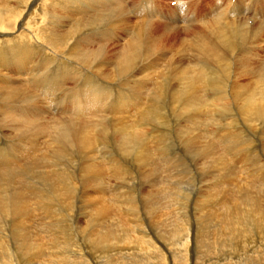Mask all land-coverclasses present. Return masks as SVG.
Wrapping results in <instances>:
<instances>
[{
    "label": "bare ground",
    "instance_id": "obj_1",
    "mask_svg": "<svg viewBox=\"0 0 264 264\" xmlns=\"http://www.w3.org/2000/svg\"><path fill=\"white\" fill-rule=\"evenodd\" d=\"M220 1L0 0V264H264V0Z\"/></svg>",
    "mask_w": 264,
    "mask_h": 264
},
{
    "label": "rangeland",
    "instance_id": "obj_2",
    "mask_svg": "<svg viewBox=\"0 0 264 264\" xmlns=\"http://www.w3.org/2000/svg\"><path fill=\"white\" fill-rule=\"evenodd\" d=\"M139 2L140 1H142V2H144V0H138ZM183 1H186V2H188V3H184L183 4ZM158 0V3H159V5H161L160 6V9L162 10V12L163 13H165V14H167V13H169V11H170V8H172L171 6H173V9L175 8V6L174 5H179L180 6V2H182L181 4L182 5H184L185 6V8H186V12H187V14L189 13V15L191 14V13H193V12H200L201 13V11H203V10H205V8H206V6H207V3L206 2H208L210 5H213V3L215 2V0H191V1H193V3L191 2V1H189V0ZM195 1H197V2H195ZM228 0H221L220 2H224V3H226ZM231 1H233V3L234 4H236V2H238V1H240V0H231ZM255 2H256V0H254ZM178 2V3H177ZM191 2V3H190ZM195 2V3H194ZM205 2V4H203ZM168 4V5H167ZM191 4H193V5H191ZM197 4V5H196ZM187 6H188V8H187ZM193 6V7H192ZM191 7V8H190ZM197 8L196 10L194 9V8ZM185 8H184V11H185ZM165 9V10H164ZM166 9H169V10H166ZM188 9V10H187ZM190 9V10H189ZM195 10V11H194ZM190 11V12H189ZM131 18V17H130ZM133 18V17H132ZM131 18V19H132ZM186 18H188V17H186ZM189 19V18H188ZM261 23V21H259V22H256L255 21V26H259V25H261L260 24ZM254 25V24H253ZM159 28H160V26H159ZM173 56H175L174 57V59L176 60V59H179V56L178 55H173ZM40 59L41 58H39V59H37L35 62H34V64L35 63H37V64H39V62H40ZM33 64V65H34ZM50 68H52V66H50ZM169 109H171V108H169ZM115 120V119H114ZM180 121L182 120V119H179ZM205 122H203V124H204ZM221 123V125H223V127L225 126V124H226V122H220ZM219 123V124H220ZM223 123V124H222ZM208 124H210V126H213V127H210V128H212V129H214L215 128V126L213 125V124H215L214 122H210V121H208ZM219 129V127H217L216 126V129H214V130H218ZM5 133H6V131H5ZM4 133V134H5ZM6 135V134H5ZM5 135H3V138L5 139V140H7V137L8 136H6L5 137ZM181 135L182 134H180V135H178V137L180 136L181 137ZM0 136H1V134H0ZM1 138V137H0ZM3 138H1V140H3ZM169 141H167V144H169L168 143ZM117 144V143H116ZM166 144V145H167ZM112 145H113V147L114 148H118V145L116 146L115 144H113L112 143ZM260 150L258 149V151L257 152H259ZM189 157V156H188ZM260 157V158H259ZM190 158V157H189ZM258 159H260V160H262L263 159V156L262 155H259L258 156ZM190 161H187V164L188 165H190L189 167L187 166V169H189V168H191L190 170H192V169H194V165H196V161H195V159L193 158V156L189 159ZM189 163H191V164H189ZM183 167H185V166H183ZM186 168V167H185ZM185 170V169H184ZM140 171V173H142L143 171L142 170H139ZM180 174V173H179ZM147 179L148 178H143L142 179V181L139 183V184H133L134 186H136L137 187V189H138V191H139V193H143L142 195H145V194H147L148 195V193L149 192H153V190L155 189V188H149V187H151V184H149V186H148V181H147ZM176 181H181V179H177V180H175V182ZM185 182H187V181H185ZM145 183H147V184H145ZM203 186H205V184H203ZM188 187L189 186H186V189H188ZM113 189H114V187H113ZM140 189V190H139ZM257 191V190H256ZM203 192L204 193H206L205 192V189L203 188ZM210 195V194H209ZM165 199H163V201H164ZM158 236L159 235H150L149 237L154 241V242H156V239L158 238ZM189 249H191V246H190V248ZM91 258H95V254H88ZM88 255H86V258H88L89 259V261H90V263L91 264H93L92 263V259H90V257H88ZM191 258V257H190ZM188 264H191V260H190V262H188Z\"/></svg>",
    "mask_w": 264,
    "mask_h": 264
}]
</instances>
